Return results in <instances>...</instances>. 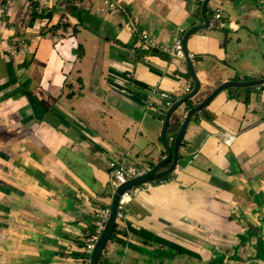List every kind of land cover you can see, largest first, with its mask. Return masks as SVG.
Listing matches in <instances>:
<instances>
[{"label": "crops", "instance_id": "0c3cea01", "mask_svg": "<svg viewBox=\"0 0 264 264\" xmlns=\"http://www.w3.org/2000/svg\"><path fill=\"white\" fill-rule=\"evenodd\" d=\"M114 1L113 13L96 15L103 0H0V264H83L95 215L111 196L109 163L153 167L166 157L161 119L147 109L151 90L179 99L193 83L183 62L158 49L141 52L140 41L149 33L169 47L177 27L184 34L200 22L201 0ZM252 1L213 0L208 14L220 8L226 32L188 38L200 100L222 83L264 77V0ZM203 111L181 141L176 172L134 199L126 231L114 230L118 240L106 245L101 264H202L172 256L185 249L194 225L187 217L233 208L242 180L263 170L264 89H225ZM175 136L167 133L168 145ZM257 216L251 212L262 229L254 240L264 241ZM21 225L44 241L41 250L17 236ZM194 252L206 260L200 247Z\"/></svg>", "mask_w": 264, "mask_h": 264}, {"label": "water", "instance_id": "95a60500", "mask_svg": "<svg viewBox=\"0 0 264 264\" xmlns=\"http://www.w3.org/2000/svg\"><path fill=\"white\" fill-rule=\"evenodd\" d=\"M212 1L213 0L200 1L201 2L200 22L186 29L182 36L184 61L181 62L185 64L188 75L192 79L193 86L188 94L184 95L179 99H176V101L171 105V107L168 108V110L166 111L163 117L162 127L160 131V141L162 144V148L166 152V157H164L156 165L150 168V170L143 177L136 178L132 181L127 182L122 186H119L111 194L108 203V207H109L108 220L104 226L103 231L99 235L96 243L94 244L90 252L89 264L100 263L102 253L106 245L109 243V241L114 235L118 200L119 197L123 194V192L132 187L142 185L150 181L163 179L168 176L171 177L170 175L176 172V167L178 164V150L180 148L181 141L186 133V130L190 125V123L192 122V119L195 118V115L203 111L209 105V103L217 96V94L225 89L262 86V84H264V77L249 81H244V82L241 80H235V81L233 80V82H226L220 84L216 89H214L211 93L206 95V97L200 100V96L202 94L201 90L204 87V85H202L197 74L193 69V61L188 58L189 55L188 52L190 51V49L188 48L187 43L189 41L187 40L188 38L194 37V34H196V32H199L201 30H205L207 32H215V31L218 32L223 31V33L226 32L225 22L223 24V27L220 29L216 28L214 25L210 27L208 26L209 18L207 14L208 13L207 8ZM252 2L255 3L256 5H254L253 3H249V6L251 5L252 7H259L260 6L259 3H262V1H258V0H253ZM191 19H193V15L189 14V18L186 19V22H191ZM147 34L149 35V33ZM149 38L157 42V39L154 38L152 35H149ZM122 80L124 83H128L129 77L124 76ZM188 102L191 103V107H188ZM192 102H195L196 104L193 105ZM177 113H178L177 123L179 127L177 131H175L176 136L172 146H170L167 143L166 135L168 133V126L171 122V119L174 116V114ZM11 147L7 148L5 152L12 153L14 149L13 147L12 148ZM166 164H169V167L165 170H162L163 166ZM38 183L41 182L38 181ZM260 185H263L262 187L263 190L261 193H257L256 190ZM232 191L233 189L230 190V192ZM247 191L252 194L251 197L258 198L260 195L264 197V168L262 171H258V174H256L254 177H249L248 179L242 180L238 190L235 191L239 205L236 206L237 209L236 213L240 216V224L243 223L245 225V233L234 235V245H233L234 264H242L243 262L242 256L247 253V249L249 246L251 250L249 252L248 259L251 260V264H258L262 262V258L259 257V253L256 249L257 243L255 242L257 240H254L255 238L259 237L257 234L261 233L262 229L261 227H258L257 225L253 224L251 219V212H255L257 215L259 214L260 216L264 217V202H256L250 200L249 197L247 196ZM248 199L251 203L250 208H248L247 205ZM213 208H215V206ZM197 216L198 218L192 221L190 220L189 217H187L188 220L194 225H192L191 227L190 224V234L188 235V238L184 240V242H182V244L185 247V249L181 251L183 252V254L179 250H175V253L173 254L174 257L172 256V258L176 259L177 257L180 256H184V257L188 256L193 260H195L196 262L199 261L202 264H217L218 258L214 254L210 255L208 258H206V260H202L201 258L198 257V255L194 251L199 247L202 250L203 246L206 245L207 243V238L202 236L201 231L209 230L210 219L221 220L222 218H224L225 217L224 210H221V208H219V212H217L216 210L213 209L212 211H210L208 217H205V215L202 212H198ZM16 233L18 237L24 239L25 242L31 244V246L33 247L31 251L38 252L37 250H41V246L43 245L44 241L38 238L37 233L35 232L34 229L30 228V226L21 225L16 228ZM223 235L227 236L225 232H223ZM163 262L167 264H171L173 261L167 259V260H163Z\"/></svg>", "mask_w": 264, "mask_h": 264}, {"label": "built area", "instance_id": "2783aa9c", "mask_svg": "<svg viewBox=\"0 0 264 264\" xmlns=\"http://www.w3.org/2000/svg\"><path fill=\"white\" fill-rule=\"evenodd\" d=\"M116 3L114 0H103V6L100 10L96 11V15H101L105 12L113 13L116 9ZM222 11L220 8H216L212 13V21L213 25L220 29L223 27L224 21L222 19ZM182 35H183V28L177 27L175 33L172 35V41L170 42V46L165 48L162 47L160 44L155 42L153 39L149 38V35L146 33V37H144L140 41L141 49L140 51L151 52L152 50L158 49L162 52L168 53L172 59H177L180 62L184 61V51L182 47ZM188 58L193 60L194 53L188 52ZM257 89L260 86H256ZM191 88L188 86L185 88L184 92L188 94ZM151 98L147 103V109H149L155 116H158L161 121H163V117L168 110L169 107L176 101L173 99L169 94L159 91L158 89L151 90ZM221 141L225 145H230L231 141H233V136L229 134H222L220 135ZM128 162V161H127ZM123 159L113 160L109 163V179H110V188L111 192H114L119 186L126 184L129 181H132L136 178L143 177L149 170L150 166L146 163L140 165H133L127 163ZM163 182L161 179H157L154 181L147 182L142 185H138L132 187L123 192V194L119 197L117 211H116V224L119 223L122 225L123 228L126 226L127 221V212L131 203L134 199L141 193H147L154 189L157 186L162 185ZM109 214V207L108 205L98 211L96 213V222H95V231L93 235L89 237L86 241V246L83 250L85 256H87L86 260L83 264H89V255L90 252L96 243L99 235L104 229V226L108 220ZM116 224H115V231H116ZM122 228L118 229V232H121Z\"/></svg>", "mask_w": 264, "mask_h": 264}, {"label": "flooded vegetation", "instance_id": "af4514ba", "mask_svg": "<svg viewBox=\"0 0 264 264\" xmlns=\"http://www.w3.org/2000/svg\"><path fill=\"white\" fill-rule=\"evenodd\" d=\"M211 15V13L208 14L210 24L213 23ZM233 204V208L231 205H228L224 209V218L221 220H210L209 230L201 231L202 236L207 238V243L203 246L202 252L205 258L214 254L218 258L217 264H233L234 235L245 233V225L243 223L240 224V216L236 213L238 202L236 201L235 193ZM257 219L261 221L263 218L258 214L257 218L254 219L255 222H257ZM223 232L227 236L223 235ZM259 241L264 242L262 239H259ZM242 258L244 259L243 264H245L247 254H244Z\"/></svg>", "mask_w": 264, "mask_h": 264}, {"label": "rangeland", "instance_id": "374dc122", "mask_svg": "<svg viewBox=\"0 0 264 264\" xmlns=\"http://www.w3.org/2000/svg\"><path fill=\"white\" fill-rule=\"evenodd\" d=\"M251 43H254V40H252V42ZM177 60V59H176ZM262 87H263V89H264V84L262 85ZM177 115H178V113L177 114H174V116L172 117V119H171V122H170V129L168 130V133H170L171 132V127H172V124L174 123V122H178V118H177ZM161 121V120H160ZM161 122H163V121H161ZM147 164H149V163H147ZM150 165V164H149ZM185 165H183V167H184ZM151 167V166H150ZM152 168V167H151ZM166 178V177H165ZM113 192H111V194H112ZM199 194H200V196L202 197V198H204V197H206L207 195H212V193H209V192H206V191H199ZM109 203V202H108ZM195 205H196V202L195 201H190L189 202V206H191V207H195ZM120 228H122V231H126V228H123L122 227V225L121 224H119V223H117L116 224V231L118 232V229H120ZM114 238V239H113ZM262 238H264V234H262ZM111 240L112 241H117L118 240V238H115L114 236L111 238ZM255 243H257V247H258V250L259 251H261V252H264V242H262V241H256ZM122 245H124L125 243H121ZM147 259H149L148 257H147ZM112 262H114V261H112ZM114 263H117V261H115ZM157 263H159V264H167V263H164L163 262V260H160V261H158Z\"/></svg>", "mask_w": 264, "mask_h": 264}, {"label": "trees", "instance_id": "16d2710c", "mask_svg": "<svg viewBox=\"0 0 264 264\" xmlns=\"http://www.w3.org/2000/svg\"><path fill=\"white\" fill-rule=\"evenodd\" d=\"M188 107H191V103H190V102H188ZM201 114H202L204 117H206V116L204 115V111H201L198 115L195 116V118L198 117V116H201ZM178 127H179L178 123H177V122H174V123L172 124V127H171V132H172V131H173V132L177 131ZM169 129H170V124H169V126H168V130H169ZM127 161L131 163L130 160L127 159ZM168 179H170L169 176L166 177V178L161 179V181H163V182H168ZM93 233H94V231L90 232V234L88 235V237L91 236V235H93ZM113 239H114V238H113ZM85 246H86V245H85ZM86 258H87V256L84 255V258H83L84 261L86 260ZM84 261H83V262H84ZM99 264H101V263H99Z\"/></svg>", "mask_w": 264, "mask_h": 264}]
</instances>
